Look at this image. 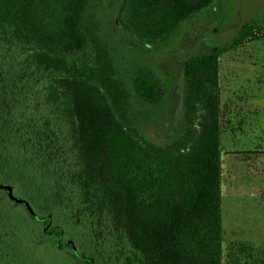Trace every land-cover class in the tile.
Masks as SVG:
<instances>
[{
	"label": "trees",
	"instance_id": "16d2710c",
	"mask_svg": "<svg viewBox=\"0 0 264 264\" xmlns=\"http://www.w3.org/2000/svg\"><path fill=\"white\" fill-rule=\"evenodd\" d=\"M226 1L0 0V264H225Z\"/></svg>",
	"mask_w": 264,
	"mask_h": 264
},
{
	"label": "rangeland",
	"instance_id": "374dc122",
	"mask_svg": "<svg viewBox=\"0 0 264 264\" xmlns=\"http://www.w3.org/2000/svg\"><path fill=\"white\" fill-rule=\"evenodd\" d=\"M224 7L218 19H214L215 22L208 18L202 24L204 27L207 24L219 27L217 38L221 41H227L234 36L237 26L244 21L264 15V0H228ZM261 31L262 38L248 41L221 57L220 84L224 98L223 106L227 108L225 102L234 97L241 98L240 102L244 103L240 112L243 114V117L240 116L243 121L240 124L235 119L234 125L231 124L235 129L231 131L236 133L237 128L245 129L236 133L233 140L238 139L250 150L232 149L229 143L232 134L228 132L229 128H226L227 132L222 135V225L225 264H264V30ZM190 39L194 37L190 36L188 40ZM202 40L211 41V37L206 35ZM189 44H180L178 52L183 60L200 50L197 44ZM134 57L139 56L134 52L128 60L132 61ZM155 57L156 60L159 59V63L154 60L155 63L163 69L168 81L181 76L176 54L168 53L165 56L159 53ZM231 83L237 84L234 93L227 90ZM232 245L235 249L231 252ZM124 253L130 255L127 250ZM229 253L234 255L231 260ZM132 257L137 261L134 255ZM122 259L124 262V257Z\"/></svg>",
	"mask_w": 264,
	"mask_h": 264
},
{
	"label": "crops",
	"instance_id": "0c3cea01",
	"mask_svg": "<svg viewBox=\"0 0 264 264\" xmlns=\"http://www.w3.org/2000/svg\"><path fill=\"white\" fill-rule=\"evenodd\" d=\"M234 71V69H233ZM237 89V84H233L231 83L229 85V89H227L229 92H232L234 93V91ZM233 96V95H232ZM237 100V101H235ZM241 101V98L239 97H234V98H231L230 101H227L225 102L226 103V106L227 108H225L226 110V115H225V120L228 121V124H227V129H228V132H231L230 134H232V137H229V140H230V145L232 146V149H244V150H248L247 147H245L243 144L240 143V141L237 139L233 140L235 137H236V133H239V132H243L245 128H237L238 129V132L234 133V131H231V130H234L235 127L232 126L231 124L234 123V120L237 119L239 121V123L241 124V122L243 121V119L241 117H243L241 110H242V102ZM224 102V98H222V95H221V103L222 105ZM242 114V115H241ZM241 116V117H240ZM242 119V120H241ZM231 125V127H230ZM234 125V124H233ZM230 130V131H229ZM236 131V130H235ZM227 132V131H226ZM225 133V132H224ZM232 139V140H231ZM234 143V144H233ZM222 144H223V137H222ZM238 144V145H236ZM236 146V147H235ZM250 152V150H248ZM224 154V151H223V145H222V156ZM223 158V157H222Z\"/></svg>",
	"mask_w": 264,
	"mask_h": 264
},
{
	"label": "water",
	"instance_id": "95a60500",
	"mask_svg": "<svg viewBox=\"0 0 264 264\" xmlns=\"http://www.w3.org/2000/svg\"><path fill=\"white\" fill-rule=\"evenodd\" d=\"M0 188H6V189L9 191L10 195L12 196V198H13L14 200L26 203L24 200L19 199V198H16V197L13 195V190H12L11 186H9V185H5V184H4V185H3V184H0Z\"/></svg>",
	"mask_w": 264,
	"mask_h": 264
}]
</instances>
